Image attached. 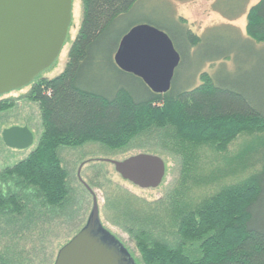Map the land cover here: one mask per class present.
<instances>
[{
  "label": "trees",
  "instance_id": "1",
  "mask_svg": "<svg viewBox=\"0 0 264 264\" xmlns=\"http://www.w3.org/2000/svg\"><path fill=\"white\" fill-rule=\"evenodd\" d=\"M138 1L81 0V21L65 67L57 76H38L30 85L25 97L39 106L40 137L25 158L0 173V216L15 218L9 222L13 229L23 226L16 217L50 220L56 212L60 217L59 210L64 212L70 195L60 147L96 141L119 148L136 135L155 130L173 146L180 144L183 152L185 143L224 151L239 134L264 135L263 67L253 71L238 67L223 75L204 72L200 84L179 87L188 58L202 43L183 17L175 18V30L156 25L181 55L166 93H154L139 77L117 67L114 54L129 29L119 35L116 22ZM246 4L247 0H216L213 10L231 20L245 15L247 38L236 36L255 48L254 42L264 43V0L248 8ZM248 47L242 52L249 53ZM234 52L232 47L219 50L207 60H233ZM222 66L226 68L225 63ZM104 76L112 80L104 81ZM13 106V99H0V112ZM186 171L168 198L172 241L154 216L127 217L140 256L135 258L127 249L135 264H264V164L195 204L185 198ZM8 261L4 258L0 264Z\"/></svg>",
  "mask_w": 264,
  "mask_h": 264
},
{
  "label": "rangeland",
  "instance_id": "2",
  "mask_svg": "<svg viewBox=\"0 0 264 264\" xmlns=\"http://www.w3.org/2000/svg\"><path fill=\"white\" fill-rule=\"evenodd\" d=\"M215 1L139 0L129 13L117 20L115 32L118 31L121 35L138 24L155 27L159 25L175 30V18H185L186 26L202 38V43L188 58L178 79L179 87L200 84L201 74L204 72L223 75L227 71L236 72L238 67L250 71H253V68H264V43L254 42L257 46L253 48L251 43L246 42L250 48L236 36L237 34L242 39L246 37L245 15L233 20L227 19L213 10ZM257 1L247 0L246 8ZM71 15L68 35L59 57L50 68L39 75V78H53L65 67L70 45L77 35L81 21V0H72ZM231 47L235 51L233 60L208 61L216 51ZM245 47L251 49L249 53L242 52L246 50ZM241 61L246 64L240 65ZM222 63H225L226 68L220 67ZM109 79L112 80V77H103L104 81ZM260 84L264 86L263 78ZM30 87L29 85L0 95V99L14 100L12 108L0 112V173L3 168L25 158L35 148L40 137L42 128L39 106L25 97ZM13 126H27L30 129L33 133L31 146L16 150L3 143V131ZM181 149L180 144L173 146L171 141L160 138L155 130L136 135L119 148H111L96 141H86L74 147H60L58 153L67 172L70 195L64 212L59 210L60 217H57L56 212V217L50 220H43L42 216L29 219L16 217L23 225L18 231L9 225L15 218L0 216V260L6 258L13 264H53L59 248L83 226L91 210L92 196L84 184L88 185L97 197L102 225L139 259V251L133 237L134 228L130 230V225L133 224L127 222V217L132 214L142 219L154 216L159 226L166 227V239L172 241L168 198L177 184L182 182L185 169H188L186 172L189 174L185 198L189 203L195 204L213 195L223 184L238 182L251 176L264 164V135L261 134H239L224 151H217L213 145L194 147L187 143L185 152ZM138 153L155 154L164 160L165 176L157 188L141 189L133 185L124 180L110 163L122 161ZM187 153L192 154V157ZM193 171H196L194 178L191 176ZM125 198L127 200H124ZM11 261L8 263L11 264Z\"/></svg>",
  "mask_w": 264,
  "mask_h": 264
},
{
  "label": "water",
  "instance_id": "3",
  "mask_svg": "<svg viewBox=\"0 0 264 264\" xmlns=\"http://www.w3.org/2000/svg\"><path fill=\"white\" fill-rule=\"evenodd\" d=\"M72 0H0V95L31 85L50 68L63 48L71 24ZM114 62L124 72L139 77L154 93H166L181 55L163 30L149 24L131 27L121 38ZM10 148L33 143L27 126L2 133ZM115 171L141 189L157 188L165 176L164 160L138 153L110 161ZM92 196L88 217L70 240L57 251L53 264H135L123 243L101 223L97 197Z\"/></svg>",
  "mask_w": 264,
  "mask_h": 264
},
{
  "label": "crops",
  "instance_id": "4",
  "mask_svg": "<svg viewBox=\"0 0 264 264\" xmlns=\"http://www.w3.org/2000/svg\"><path fill=\"white\" fill-rule=\"evenodd\" d=\"M16 150H20V149H16Z\"/></svg>",
  "mask_w": 264,
  "mask_h": 264
}]
</instances>
